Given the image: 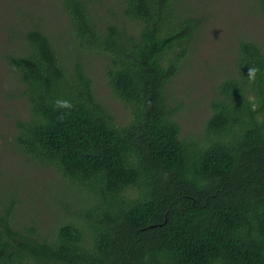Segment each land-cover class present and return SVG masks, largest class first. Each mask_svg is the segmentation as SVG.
I'll return each instance as SVG.
<instances>
[{
	"label": "trees",
	"instance_id": "16d2710c",
	"mask_svg": "<svg viewBox=\"0 0 264 264\" xmlns=\"http://www.w3.org/2000/svg\"><path fill=\"white\" fill-rule=\"evenodd\" d=\"M104 1L59 0L69 35L28 22L6 56L28 107L14 143L79 204L42 235L16 220L15 192L0 197V264H264V49L239 40L198 143L181 137L167 90L198 21L179 0ZM256 8L264 16V0ZM96 56L130 107L124 125L95 96Z\"/></svg>",
	"mask_w": 264,
	"mask_h": 264
},
{
	"label": "rangeland",
	"instance_id": "374dc122",
	"mask_svg": "<svg viewBox=\"0 0 264 264\" xmlns=\"http://www.w3.org/2000/svg\"><path fill=\"white\" fill-rule=\"evenodd\" d=\"M120 1L105 0L102 8L116 10L114 4ZM178 8L196 18L199 27L187 58L168 84L169 105L177 108L175 120L181 137L202 143L211 116L210 102L233 71L239 40L256 41L264 49V16L257 11L256 0H179ZM28 22L47 30L58 42L69 35L64 34L59 0H0V197L15 192L16 220L45 235L79 200L74 184L52 166L22 154L12 138L15 120L26 118L28 107L27 100L19 96L21 83L6 56L20 52L24 44L20 34ZM108 65L96 56L87 59L85 70L96 98L124 125L130 119V107L112 93Z\"/></svg>",
	"mask_w": 264,
	"mask_h": 264
},
{
	"label": "clouds",
	"instance_id": "9594fccd",
	"mask_svg": "<svg viewBox=\"0 0 264 264\" xmlns=\"http://www.w3.org/2000/svg\"><path fill=\"white\" fill-rule=\"evenodd\" d=\"M252 73L254 74L255 73V69L251 70ZM57 106L58 107H71L70 103L67 102V101H57Z\"/></svg>",
	"mask_w": 264,
	"mask_h": 264
}]
</instances>
